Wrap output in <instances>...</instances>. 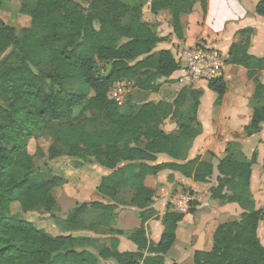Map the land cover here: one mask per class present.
<instances>
[{
	"label": "trees",
	"instance_id": "obj_1",
	"mask_svg": "<svg viewBox=\"0 0 264 264\" xmlns=\"http://www.w3.org/2000/svg\"><path fill=\"white\" fill-rule=\"evenodd\" d=\"M29 1L34 6L23 2L20 11L32 18V24L22 32L0 15V55L9 52L0 60V264H101L100 259H113L116 264H164L185 216L169 204L160 240L148 238L143 224L160 216L152 207L155 191L145 179L164 169L199 182H208L217 170L212 197L239 203L245 210L239 219L217 227L212 249L196 251L194 264H264L258 234L264 209L253 208L250 190L256 155L244 159L229 153L216 166L212 152L185 162L150 163L159 154L186 160L187 144L200 134L201 92L183 86L174 101L157 103L134 102L130 94L123 105L109 97L120 81H130L133 88L148 94L158 92L160 80L181 69L170 49H157L165 39L143 20L137 0ZM197 1L204 6L208 2L150 0V10L154 14L169 10L173 33L183 40L181 15L190 13ZM255 13L264 16V0L257 3ZM252 33L251 29L241 31L243 40L231 45L227 60L248 68L251 77L264 69V57L248 52ZM43 62L51 67L49 73L36 69ZM66 82L81 83L86 90L70 92ZM209 88L218 93L219 103L227 89L223 78L210 81ZM259 91H264L261 83L258 95ZM263 109L256 108L248 132L259 129ZM88 117L99 121L103 129L92 131ZM169 117L178 122L172 132L162 128ZM49 132L53 135L50 157L67 155L76 159L78 168L92 161L112 171L97 187L112 202L78 203L65 219L66 233L56 236L22 216L60 209L54 189L65 184L66 178L47 165L37 166L28 151L29 138ZM130 190V206L138 209L143 224L131 231L115 229L112 222L123 204L121 194ZM14 204L19 212L13 211ZM194 206L195 202L190 213ZM81 231L97 237H78ZM107 235L110 240L102 243ZM119 235L128 236L137 250L121 251ZM99 243L97 253L89 249Z\"/></svg>",
	"mask_w": 264,
	"mask_h": 264
},
{
	"label": "crops",
	"instance_id": "obj_2",
	"mask_svg": "<svg viewBox=\"0 0 264 264\" xmlns=\"http://www.w3.org/2000/svg\"><path fill=\"white\" fill-rule=\"evenodd\" d=\"M259 1L208 0L205 6L201 1H197L190 13L181 15V25L185 36L183 40L173 33L170 25L171 12L164 17L157 16L162 22L158 29L160 36H168V39L158 44L157 49H170L177 61L181 51L186 47L204 46L217 51L225 62L220 77L225 81L227 89L218 103V93L209 88V82L202 81L194 84L193 89L201 92L197 110L201 128L200 134L187 144L184 154L186 160L177 161L167 154H159L157 160L150 163L157 165L167 162H185L212 152L215 155L213 162L216 166L229 153L244 159H251L256 155L250 183L252 206L255 209H264V121L259 124L256 132H248L256 108L264 107V91H259L258 95L259 83L264 85V69L251 77L248 68L227 62L231 45L234 42L240 43L243 40L241 31L247 29L253 30L248 47L249 54L257 58L264 57V16L255 13ZM182 70L183 66L171 77L166 78L168 82L161 85L158 92L150 95L133 88L135 98L138 95L156 103L174 101L183 86L173 80L182 73ZM166 121L169 122L168 125H162L165 131L172 132L177 129L176 120L169 117ZM169 126H173L172 129H169ZM91 169L97 170L95 178L87 175L83 184L91 186L93 192L90 194H82L78 190L72 192L74 206L93 200L112 202L97 191L102 179L110 175L112 171L98 164ZM217 175L216 170L208 182L194 181L171 169H164L157 175H148L145 184L155 191L152 207L158 211L159 219L152 218L143 224L138 217V209L130 206L132 196L130 190L121 194L123 204L116 210L112 226L118 230L131 231L140 228L143 224L148 238L158 242L164 231L162 217L168 205L173 206L172 201L177 190L187 188L193 192L195 206L193 212L186 214L179 223L176 241L165 254L164 264H194L196 251L212 249L217 227L222 223L239 219L245 211L239 203H222L219 199L212 197L210 189L217 185ZM258 234L264 245V219L259 223ZM86 235L97 237L90 231H86ZM110 237V235L105 236L102 243L108 242ZM118 239V247L121 251L137 250V245L128 236L119 235ZM89 249L94 251L93 248ZM102 261L107 264H116L113 259H100L101 264H103Z\"/></svg>",
	"mask_w": 264,
	"mask_h": 264
},
{
	"label": "rangeland",
	"instance_id": "obj_3",
	"mask_svg": "<svg viewBox=\"0 0 264 264\" xmlns=\"http://www.w3.org/2000/svg\"><path fill=\"white\" fill-rule=\"evenodd\" d=\"M3 1V8L0 11L1 17L9 24L14 25L17 29L21 30V32L29 27L32 24V18L20 11V7L23 2L27 3L30 7L34 6L33 2L29 0H1ZM137 4L142 9V18L146 21L158 34V29L162 25L161 21H159L158 15H163V17L170 11L164 10L157 14H154L150 10V0H137ZM127 21V20H126ZM22 35V33H21ZM20 35V36H21ZM160 35V34H159ZM171 35V34H170ZM22 37V36H21ZM164 39H168V36H165ZM125 41V40H124ZM9 52H5L0 55V60L7 56ZM36 69L49 73L51 67L43 62L36 65ZM170 80V79H169ZM173 81H178V76ZM162 85L168 82V79L163 78L160 80ZM66 88L70 92L82 93L85 92V87L81 83L77 82H66ZM181 90V88H180ZM175 93H177L175 91ZM132 95L134 102H138L144 100L142 96H134L133 91H131L126 96L125 103L127 101L128 95ZM149 93L148 95H150ZM155 97V96H154ZM148 98V97H145ZM90 117L86 118V123L89 125L92 131L99 132L103 129L102 124L98 122L90 121ZM169 122L164 120L162 122L163 125H168ZM57 124V123H56ZM173 126H169V129H172ZM176 127L178 128V122L176 121ZM61 128L60 126H56L54 129ZM53 143V135L49 132L41 137L29 138L27 140L28 151L34 156V160L37 166L47 165L52 169L55 174L63 175L66 178V183L62 186H59L54 189V196L57 199L60 209L53 212L48 213L44 211H31L29 213L23 214L22 216L35 223L36 227L44 230L50 235L56 236L59 234L66 233L64 230L65 227V219L68 217L70 210L73 208L75 200H72V192L76 190L80 191V193H92L93 188L91 186H86L83 184L86 176H92L95 178L96 169H91V167H95V163L85 162L83 167L78 168L76 166V159L67 155L59 156V157H50L49 147ZM90 180V179H89ZM92 181V180H91ZM85 185V186H84ZM13 211L19 212L20 207L18 204L13 205ZM72 233V232H71ZM76 235L78 237L86 236V231L77 232ZM95 246V245H94ZM88 247V245H87ZM94 252H98L100 249V243L93 247ZM103 264H107L103 262Z\"/></svg>",
	"mask_w": 264,
	"mask_h": 264
},
{
	"label": "built area",
	"instance_id": "obj_4",
	"mask_svg": "<svg viewBox=\"0 0 264 264\" xmlns=\"http://www.w3.org/2000/svg\"><path fill=\"white\" fill-rule=\"evenodd\" d=\"M183 66L178 82L182 86H193L198 82H210L220 77L224 59L220 53L204 46L184 48L178 60ZM133 89L130 81L118 82L110 91V99L119 105L125 104L126 96ZM194 195L184 189L177 190L173 197V209L180 214H188L193 206Z\"/></svg>",
	"mask_w": 264,
	"mask_h": 264
}]
</instances>
